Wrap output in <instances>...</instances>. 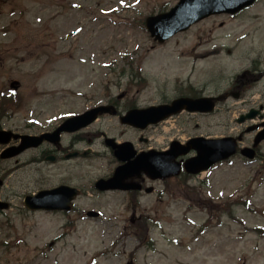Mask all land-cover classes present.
<instances>
[{
    "label": "rangeland",
    "instance_id": "374dc122",
    "mask_svg": "<svg viewBox=\"0 0 264 264\" xmlns=\"http://www.w3.org/2000/svg\"><path fill=\"white\" fill-rule=\"evenodd\" d=\"M177 1L0 0V28L11 31L8 51L0 52V81L8 68L11 71L8 87L11 80H18L22 85L20 94L30 93L31 98L46 90L82 93L92 107L105 103L112 94L129 93L132 101L123 105L143 108L169 101L175 93L190 86L202 87L214 96L223 94L233 88L232 84H238L236 75L264 67V0L244 16L204 21L158 45L146 32L145 19L169 11ZM222 22L225 24L220 27ZM212 47L221 50L204 52V48ZM48 61L56 62L48 64ZM43 62L48 74L36 84L38 75L32 77V71L38 70ZM245 79L251 83L250 77ZM257 83L255 91L242 100L230 99L221 105L219 115L199 123L183 117L176 126L175 122L165 125L167 132L164 127L151 130L147 134L153 139L151 146L168 143L176 135L187 138L198 134L244 133L250 125L262 120L238 122L251 108L264 106V80ZM74 98H78L71 100L76 109H85L83 97ZM34 104L41 109L38 98ZM26 117L24 113L23 118ZM16 122L18 125H13ZM20 122L8 121V127H23ZM196 125L201 128L196 129ZM180 129L187 132L182 134ZM97 133L100 135L95 139ZM103 134L144 148L138 144V134L121 127L116 119L109 116L100 119L85 136L86 140H92V148L99 155L85 168L80 167L81 162L77 164L78 179L86 172L91 188L116 167L111 163L113 154L104 146ZM253 136L245 134L247 144ZM83 147L88 146H79ZM262 148L264 153V145ZM7 167L9 171L13 163L1 165L4 171ZM19 174L21 177L16 178ZM19 174L8 178L2 190L13 203V209L0 213V264H56V261L84 264L96 253L111 249L109 236H122V229L110 233L113 227L108 219L117 223L134 215L131 204L122 196L99 197L88 192L79 204L86 206L92 199L104 207L105 217L92 222L74 218L75 226L67 229L65 218L29 215L22 209V196L40 187L34 182L24 183L21 179L24 175ZM186 182L175 180L165 186L164 190L169 191L167 208L150 196L144 198L143 213H137L155 224L150 234L155 250L140 248L130 240L120 247L126 251L134 246L140 248V264H264V161L249 163L236 158L209 174L192 178L187 182L189 187L179 190V185ZM241 201H246L248 207ZM196 202L202 206L198 207ZM224 204H229L227 212ZM65 231L70 236L57 242L56 238ZM53 240L56 246L50 248ZM114 258L110 264H120ZM100 261L109 264L108 260Z\"/></svg>",
    "mask_w": 264,
    "mask_h": 264
},
{
    "label": "water",
    "instance_id": "95a60500",
    "mask_svg": "<svg viewBox=\"0 0 264 264\" xmlns=\"http://www.w3.org/2000/svg\"><path fill=\"white\" fill-rule=\"evenodd\" d=\"M255 0H183L181 5L175 11V16L179 17L182 20L181 26L175 28H169L168 30L164 27L166 21H168L171 16H161L158 18H153L148 21V28L152 35L157 38L160 42H164L169 39L175 33L179 31L186 30L192 24L210 16L213 14H218L222 12L235 13L240 11L242 8L250 5ZM204 102H208L207 100ZM184 108L188 110H200V111H210L211 108L202 106V101L197 104H187V101H178L174 103L173 107L162 108V109H150L145 112L131 113L124 118L125 123L132 124L138 127H146L148 124L159 123L170 116L179 113ZM253 116H249L252 118ZM264 140V132L257 138L256 145ZM0 142L6 143V140L0 139ZM236 142L234 139H225V140H210L206 141L204 139H198L192 141L189 144L188 148L183 149L178 155L187 154L191 149H194L198 152V157L186 165V168L189 172L198 174L202 171L210 169L214 164L219 161L228 159L236 153ZM178 149V147H177ZM173 147V152L177 150ZM250 159L254 158V152L247 150L244 153ZM116 155L120 160H129L128 157H125L126 150L124 147H119ZM159 161V160H157ZM166 160L162 161L163 166ZM145 163L144 156H141L137 163H130L125 168L119 169L116 176L109 182H100L98 187L101 189H126L123 185L120 184L122 179L123 172H126L129 175L133 176L134 171H139L143 169ZM155 160L151 161L152 166L154 167ZM148 168V172L154 174V168ZM160 173V169L158 170ZM179 171L177 168H173L171 174L176 175ZM164 175L158 176L163 177ZM156 178V176H154ZM111 184V185H110ZM105 186V187H104ZM51 194H44L43 196H49ZM40 198V197H39ZM34 199L32 202L29 200L27 205L30 209L36 210L41 209L42 206L40 202L43 199ZM0 207H3L0 205ZM48 209H53V207H46Z\"/></svg>",
    "mask_w": 264,
    "mask_h": 264
},
{
    "label": "flooded vegetation",
    "instance_id": "af4514ba",
    "mask_svg": "<svg viewBox=\"0 0 264 264\" xmlns=\"http://www.w3.org/2000/svg\"><path fill=\"white\" fill-rule=\"evenodd\" d=\"M2 63L0 62V65ZM4 82L5 85L7 86L8 84V73L5 75L4 77ZM238 89L240 91H243V87H238ZM194 98H198V97H194ZM123 99H111L110 102L108 103L109 105H112L114 107H116L120 113L126 112V108L123 109V106H121V102ZM129 111V110H128ZM212 115V114H211ZM209 115H205V114H192V116H201V117H208L211 116ZM5 117L2 118L1 122H0V128L1 129H7L8 130V121L7 124L5 122H2L3 120H5L6 118L8 119V117L6 115H4ZM262 118V123L261 125L264 123V116L263 114L259 115ZM66 121V118H62L59 119L56 123H54L53 127H50L48 130L43 131L41 133H37V134H20L18 132H23L21 130H8V131H12L14 133H16V135L19 136H32V137H40L41 135H52L53 133H55ZM35 126L32 124H26V129H34ZM82 133V132H80ZM80 133H68L67 131L65 132H61L60 135L57 136H53L50 137L49 139H44V143L38 147V149L41 150V155H40V160L41 162L44 163H49V162H54L55 165H61L64 167V169L66 170V173L63 176H58V184L55 188H60V187H76L75 184V176L74 175H70L69 171H70V166L69 164L75 165L76 162V147L77 145H80L82 143H85L86 139L85 137H83L82 134ZM207 137L210 138V136L208 135ZM193 138V137H190ZM188 138V139H190ZM187 139V140H188ZM186 140V141H187ZM185 141V142H186ZM12 144L10 147H17V145L21 142L20 139L18 140H14L12 139ZM245 147H249V146H245ZM33 149V148H30ZM30 149H27L26 151H24L23 153L26 154L29 151H32ZM143 150H139V152H142ZM257 153V159L258 160H264V154L262 153L261 148H258L256 150ZM85 152H79V158L84 157ZM74 156V157H73ZM73 158V159H71ZM50 159H53V161H51ZM184 159H181L180 162H183ZM130 183H136L139 182L143 188L142 192H133L131 193L134 197V202H135V206L136 210L139 208L140 205L136 204V200L135 198L138 196V198H143V196L145 195L146 189L148 188V186H150L151 184L154 183H158L155 181H152L151 179H149L147 176L142 175L140 179H132L129 181ZM128 195V194H125ZM162 202V200H161ZM132 223L135 225V230L137 229L138 231L142 228V220L139 219L136 221H132ZM125 229H128L129 227L126 226L124 227Z\"/></svg>",
    "mask_w": 264,
    "mask_h": 264
}]
</instances>
